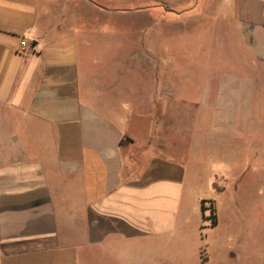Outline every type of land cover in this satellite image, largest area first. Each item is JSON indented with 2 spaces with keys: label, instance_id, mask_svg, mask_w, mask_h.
<instances>
[{
  "label": "crops",
  "instance_id": "crops-1",
  "mask_svg": "<svg viewBox=\"0 0 264 264\" xmlns=\"http://www.w3.org/2000/svg\"><path fill=\"white\" fill-rule=\"evenodd\" d=\"M98 2L0 0V264H167L189 219L190 171L198 174L229 142L226 127L222 137L211 128L202 135L195 123L187 134L169 115L189 98L168 76L199 68L193 51L175 50L206 42L199 32L208 30L236 50L240 70H218L215 58L226 66L227 57L208 49L205 70L214 77L198 89L264 90V0H207L159 18L129 12L144 17L137 33L103 20L119 13ZM22 38L29 47L19 53ZM253 71L259 83L249 82ZM260 176L241 175L238 193L240 202L257 197L264 210Z\"/></svg>",
  "mask_w": 264,
  "mask_h": 264
},
{
  "label": "rangeland",
  "instance_id": "rangeland-1",
  "mask_svg": "<svg viewBox=\"0 0 264 264\" xmlns=\"http://www.w3.org/2000/svg\"><path fill=\"white\" fill-rule=\"evenodd\" d=\"M99 1L98 3L103 7H115V11L119 13L115 15L104 13L101 15L103 20H118L121 25L135 26L137 33L142 29L141 24H143L144 17L131 16L128 15L129 12L151 10V14H156L159 18L160 14L167 10L175 13L192 12L197 5L207 0H113L112 3L111 0ZM233 22L235 21L233 20ZM190 29L184 30L183 34H190L188 31ZM232 29H237V26L232 25ZM177 30L178 28L175 27L164 29L167 33ZM245 30L243 29V31ZM220 32L221 30L217 28L213 34L216 33L218 36ZM199 33L208 36L206 42L194 41L187 44L185 48L180 47L175 50L177 53L193 51L195 62L199 68L194 73L168 76L169 82H175L184 87V95L189 98V101H185L177 113L169 112V115L177 117V125L187 134L192 132L195 123L196 131L202 135L208 128H211L222 137L220 129L222 126L226 127L224 136L229 138V142L225 146L226 153L220 154L217 150L213 160L208 162V166L199 167L198 174L190 171L184 192L189 219L181 235V240L178 239L174 244L169 245L167 264H262V261L259 260L261 257L264 258L263 202L259 201L257 197L240 202L238 187L242 184L241 175L242 180L247 178L255 181L261 177L260 175L264 171V90L232 89L215 92L199 90L198 88L204 81L214 77V74H208L205 70L209 59L208 49H210V53L214 49L217 55L221 53L227 57L226 66L225 62H223L224 65L220 64L219 56L215 58L214 66L218 70L228 69L233 74H236L237 69L240 70V65H235L238 59L234 48L229 51L230 49L220 43L216 35L214 40V35L211 37L208 30ZM246 33V31L243 32V36L248 38ZM194 34H197L196 31ZM197 47H199V51ZM211 59L210 66L213 65ZM181 62L184 61L181 60ZM216 68H214L215 72H218ZM247 77H249V82L259 83V80L255 78L254 71ZM208 98L215 100V105H196L197 99L206 100ZM222 98L232 100L233 103L217 106ZM241 98L248 99L246 107L240 106ZM242 115L247 119L243 120ZM243 121H248L247 131H244L245 123L242 127L241 122ZM213 123H217V125L214 126ZM240 143L243 152L239 154ZM221 147L223 150L224 145L221 144ZM225 154L231 157V160L227 161ZM204 158L205 156L200 154V162L207 163ZM227 164L231 166H227ZM190 169L192 170V167ZM243 171H245V175ZM212 183L222 185L225 187V191L217 192L219 188L215 185V189H213ZM235 186H237L236 190ZM202 199H210L207 201H210L211 206L215 209V226H211L210 220L207 219L210 211H201ZM209 204L208 202L204 203V207L208 208ZM241 213L244 214V217H241ZM204 255L206 261L201 263V258Z\"/></svg>",
  "mask_w": 264,
  "mask_h": 264
},
{
  "label": "trees",
  "instance_id": "trees-1",
  "mask_svg": "<svg viewBox=\"0 0 264 264\" xmlns=\"http://www.w3.org/2000/svg\"><path fill=\"white\" fill-rule=\"evenodd\" d=\"M206 202L210 203L208 208L204 207V203H206ZM200 208H201V211H204V210H209L210 211V215H209V217L207 219L210 220L211 226H215L216 225V215H215L214 207L211 206V202L207 201V200H202Z\"/></svg>",
  "mask_w": 264,
  "mask_h": 264
},
{
  "label": "built area",
  "instance_id": "built-area-1",
  "mask_svg": "<svg viewBox=\"0 0 264 264\" xmlns=\"http://www.w3.org/2000/svg\"><path fill=\"white\" fill-rule=\"evenodd\" d=\"M29 47V43L25 38H22L19 42V53L24 52Z\"/></svg>",
  "mask_w": 264,
  "mask_h": 264
}]
</instances>
